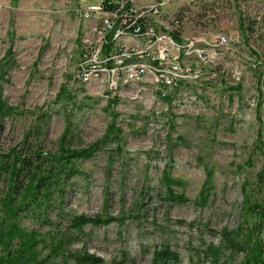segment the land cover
<instances>
[{"label":"rangeland","instance_id":"374dc122","mask_svg":"<svg viewBox=\"0 0 264 264\" xmlns=\"http://www.w3.org/2000/svg\"><path fill=\"white\" fill-rule=\"evenodd\" d=\"M54 3L0 0V100L15 111L0 120V154L20 149L25 140L55 155L61 143L101 149L76 163L84 176L68 181L61 220L57 206L53 227L24 218L23 228L48 237L70 231L67 214L117 220L87 225L65 253L51 257L55 264L67 258L74 264L71 257L84 250L103 264H152L154 252L166 246L178 253V264H242L245 253L228 247L224 234L243 228V242L257 226L255 238L264 245V223L246 219L245 209L246 195L264 203V0L183 1L185 37L216 45L226 36L228 45L208 47L201 75L188 76L181 89L114 94L76 78L83 27L40 12ZM109 98L120 100L119 144L104 142L113 121L105 110ZM165 170L183 182L176 191L189 203L166 201ZM207 182L208 203L197 205ZM7 188L3 175L0 196ZM214 249H220L218 257Z\"/></svg>","mask_w":264,"mask_h":264},{"label":"trees","instance_id":"16d2710c","mask_svg":"<svg viewBox=\"0 0 264 264\" xmlns=\"http://www.w3.org/2000/svg\"><path fill=\"white\" fill-rule=\"evenodd\" d=\"M181 8L178 11V17L183 20ZM240 20L241 29L247 33L244 20L241 18ZM172 35L176 39L179 38L177 32H173ZM119 101L118 98H109L105 108L113 120L105 134L106 144L120 143L122 130L116 127L119 115L115 112ZM14 115V109L0 100V120ZM61 145L60 153L55 155L41 150L38 146L31 148L25 140L20 149H13L5 155L0 154V179L6 175L8 181L6 192L0 196V264H55L51 261V257L65 253V248L75 242L77 236L83 234L87 225L108 226L117 221L115 218L101 216L89 218L67 214L70 219L68 227L70 231H58L48 237L34 230L28 231L23 228L24 218L37 220L45 226L53 227L57 222L52 220L51 213L57 206V209L60 208L57 217L61 220L60 217L64 213L62 204L68 181L74 176H84L76 163L92 159L101 149L99 144L81 150L67 148L63 143ZM115 151L121 153V147L118 145ZM211 175L212 173L208 174L209 177ZM259 177L264 182V172ZM161 183L166 190V201L180 205L190 202L184 194L176 191L177 188L183 187V182L174 178L168 170L164 171ZM207 185L209 182L204 184L201 196L196 202L197 205L205 206L208 203L210 188ZM245 209L246 219L257 217L264 223V203L253 202L251 197L246 195ZM243 230L239 228L232 234L225 232L227 246L232 247V250L238 248L245 253L242 264H264V245L255 238L257 226L251 229L241 242L238 237ZM47 250L50 251V255L45 257L43 252ZM220 253V249L212 250V255L215 257H218ZM126 257L128 256L124 259ZM71 258L74 259V264H103L102 258L86 250L78 252ZM179 262L178 253L168 246L153 254L152 264H178ZM61 264H70L69 258L64 259Z\"/></svg>","mask_w":264,"mask_h":264},{"label":"built area","instance_id":"2783aa9c","mask_svg":"<svg viewBox=\"0 0 264 264\" xmlns=\"http://www.w3.org/2000/svg\"><path fill=\"white\" fill-rule=\"evenodd\" d=\"M53 1L58 4L40 12L65 16L83 27L76 78L108 94L135 88L181 89L188 76L195 80L201 75L208 47L229 43L226 36L217 37L216 45L185 37L178 17L185 0ZM194 53H200V60Z\"/></svg>","mask_w":264,"mask_h":264}]
</instances>
